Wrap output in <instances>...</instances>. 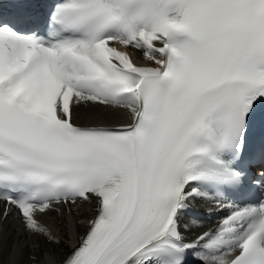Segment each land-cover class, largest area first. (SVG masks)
Wrapping results in <instances>:
<instances>
[{"label":"snow or ice","instance_id":"1","mask_svg":"<svg viewBox=\"0 0 264 264\" xmlns=\"http://www.w3.org/2000/svg\"><path fill=\"white\" fill-rule=\"evenodd\" d=\"M15 4L0 14L3 220L58 245L39 217L94 205L60 264H264V0ZM97 109L129 122L79 123ZM198 200L227 215L187 241Z\"/></svg>","mask_w":264,"mask_h":264},{"label":"bare ground","instance_id":"2","mask_svg":"<svg viewBox=\"0 0 264 264\" xmlns=\"http://www.w3.org/2000/svg\"><path fill=\"white\" fill-rule=\"evenodd\" d=\"M128 117L124 110L97 109L95 116L81 113V125H118L127 123ZM94 205L82 204L79 208L73 207V212L62 209L60 213L52 212L39 217L40 221L48 227L59 239L58 245L46 243L24 230L18 216L13 213L6 221L0 216V264H60V262L79 244L80 239L87 232L86 222L95 213ZM185 218L184 223L190 228L184 232L187 240L200 235L207 227L202 222ZM37 257L33 261L30 257Z\"/></svg>","mask_w":264,"mask_h":264}]
</instances>
